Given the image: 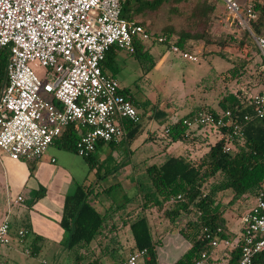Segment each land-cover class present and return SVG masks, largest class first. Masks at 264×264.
Segmentation results:
<instances>
[{
    "label": "built area",
    "instance_id": "2783aa9c",
    "mask_svg": "<svg viewBox=\"0 0 264 264\" xmlns=\"http://www.w3.org/2000/svg\"><path fill=\"white\" fill-rule=\"evenodd\" d=\"M220 1L227 16L248 33L261 58L262 88L247 94V100L253 104L255 116L263 118L264 35L253 29L257 12L251 0ZM124 2L0 0V46L9 49L7 84L0 91V156L38 159L68 125L79 123L87 129L76 143V153L88 157L98 142L119 143L127 133L125 121L139 124L141 117L121 93L119 82L101 68L112 47L132 54L134 39L139 38L166 44L182 59L197 61L195 55L182 51L165 36L152 34L136 21L123 18ZM30 63L46 69L42 78L32 71ZM41 93L49 95V99H43ZM248 119L245 115L244 120ZM182 123L189 130L199 127L231 130L227 134L231 142L223 146L224 153L232 152L233 140L243 135L230 111L219 114L199 111L185 117ZM21 200L17 197L15 203ZM241 223V255L237 264H251L252 258L264 250L263 191L256 196V204L241 217ZM17 234L22 238L24 231ZM202 234L211 251L231 244L228 238H220L221 227L204 228ZM10 241V225L5 219L0 223V245H9ZM146 257L147 251L139 250L129 254L122 264H137ZM195 264H213L210 253H202Z\"/></svg>",
    "mask_w": 264,
    "mask_h": 264
},
{
    "label": "trees",
    "instance_id": "16d2710c",
    "mask_svg": "<svg viewBox=\"0 0 264 264\" xmlns=\"http://www.w3.org/2000/svg\"><path fill=\"white\" fill-rule=\"evenodd\" d=\"M165 1L125 0L121 7V16L128 20H133L137 16H145L138 14L145 8L156 9ZM252 4L253 9L257 12V19L253 22L254 32L264 35V3L252 0ZM216 5L217 1L215 0H194L190 15L194 25L192 30L181 31L175 39L171 29H165L164 32L154 34L165 36L169 42L177 45L182 51H188L189 42L203 41L208 43L212 41L219 46L231 42L239 46H246L248 51L255 50L259 56L255 45L250 41V36L245 31L239 37L231 35L218 41L210 39L209 31ZM137 23L150 32L144 20ZM137 45L135 38L134 47L138 48ZM215 54L222 58L225 57L221 49ZM8 56L9 49L0 46V91L7 84ZM259 59L258 62H253L227 57L226 60L231 64L230 69L216 74L214 87H212L213 85L210 87H216L218 91L217 108L197 109L186 116H192L199 111L214 114L230 111L243 133L242 136H237L233 140L232 152L224 153L222 150L225 144L231 142L227 138V134L231 130L208 128L216 132L217 138L208 147L207 152L198 159H193L189 155L173 154L162 163L152 164L145 169L148 182L140 183L141 213L136 214V217L129 224L133 238V245L129 254L145 249L147 257L144 259V264H158L154 256V242L148 227L146 210L152 208L163 210V216L170 221H175L181 216L192 215L179 230V233L190 242V246L173 264H195L202 253L211 252L210 244L204 238L202 229L214 230L221 227L223 234L220 238H228V235L224 233L223 211L217 193L222 190H230L232 192L231 198L235 200L245 194L257 196L260 191L264 192V117L255 116L254 106L247 100L244 93L255 90L259 86L262 87L260 56ZM103 62L104 60L101 62L102 70ZM253 70H255L254 73H252ZM217 84L221 89L218 88ZM242 85L243 90H241ZM121 93L128 97L136 110L142 107L133 101L127 92L121 91ZM55 105L59 106L56 102ZM245 115L249 117L248 120H244ZM184 118L170 123L164 129L168 144L184 142L189 138L192 130L183 125ZM124 127L128 131L125 137L132 139L138 135L140 123L133 125L125 121ZM86 129L79 123H71L54 139L53 144L62 150L77 154L76 143ZM102 143L98 142L97 145ZM109 144L114 145L113 142ZM92 156L93 153L84 157L85 161L89 162ZM98 172L99 170H97ZM101 178L99 177V179ZM211 180L213 182H211L210 188L205 191L208 182ZM97 186L79 184L64 201L60 226L67 234L66 247L68 249L73 250L74 248L89 246L105 228L106 216L100 214L89 199L94 189L98 188ZM114 188L116 187L110 186L104 191L110 193ZM178 195L181 196V199H176ZM197 212H200V215H197ZM240 255V241H238L237 245L230 249L229 260L226 264H237ZM213 264L216 263L213 262ZM251 264H264V250L252 258Z\"/></svg>",
    "mask_w": 264,
    "mask_h": 264
},
{
    "label": "crops",
    "instance_id": "0c3cea01",
    "mask_svg": "<svg viewBox=\"0 0 264 264\" xmlns=\"http://www.w3.org/2000/svg\"><path fill=\"white\" fill-rule=\"evenodd\" d=\"M145 19H147V15L137 16L133 20L140 22ZM136 42L138 48H135V52L132 54L138 56L139 50L142 48V41L139 38H136ZM166 49L171 52L168 45H166ZM219 50L220 49L215 50L212 48L206 53V55L202 56L205 57L206 60L209 58V61L212 62L210 59H213V54ZM243 52V59L245 60H251L253 62H258L260 60L257 52H255L256 54L254 56H250L245 46H243ZM123 53L127 54L128 52L112 47L104 57L103 71L119 82L122 92H127L128 96L133 101H136L142 106L137 109V112L141 114V122L140 130L136 137L132 139L124 137L119 143H114V145H110L109 143L98 144L95 151L101 150L103 155L99 159L95 158L94 153L89 162H86L84 157H82L84 160L82 162V167H84L85 173L80 177L79 182L74 188H72L73 176H70L65 170L64 165L66 161H58V151L53 148H60L54 144H51L45 154L35 160H13L4 154L0 156V207H2L0 212V223L5 219L9 222L11 238L9 245H0V261H3L5 264H34L33 261H21L22 257L20 256L21 253H19L18 248L21 249L22 256L36 257V259H31L36 261L35 264H42L43 262L46 264H61L62 256H60L58 250L63 251L64 248H67L66 242L68 238L66 232L60 226L66 197L71 195L79 184L84 183L92 185L93 187L98 185L97 187L99 188L100 186L102 187L109 177H115L117 178L116 182L102 188L100 191L95 190L97 189L95 188L93 194L89 196L94 208L100 214L106 216L104 230L90 243L89 246L73 249L76 251L74 257L75 262L73 264H97L95 257L91 256L93 249H95V247L91 248V245L97 242V240H100V238H111L113 240L121 236L119 231V225H121V222L119 216L116 214V210L119 211L123 208V205L129 204V201L136 197L135 201L137 205L133 208V211L134 214L141 213V186L138 181V170L133 167L130 159L112 157L111 154L114 149L122 145H130L145 131L147 126H152V129H154V126L156 125L162 126L164 133L166 126L182 117H186L194 110L217 108L218 93L215 92V87L195 94V96H193L194 102L191 104L188 103L183 110H180V112L179 110L174 109L172 104H170L171 102L165 100V98L157 105L150 107L151 111H146L148 107H145L142 100L133 97L130 91L120 83L119 77L122 76V72L127 64V60H125ZM189 53L198 58L195 63L200 61L201 55H197L195 52ZM217 56L220 57L219 55ZM226 58L227 56L225 55L223 59L226 60ZM161 59L166 65L171 64V59L164 56V54ZM229 69L230 67L226 68L220 66L218 69L212 67L211 70L215 73L214 77L216 78V74H220ZM212 87H214V82ZM261 88L262 87H259L251 92L245 91L244 93L246 96L247 94H254L259 92ZM190 132L189 138L186 141L170 144H168V140L164 135L162 140L165 142V150L167 151L169 149L170 153L174 155H189L193 159L194 156L199 158L201 155H193L189 148L191 147V149H195V146H197L202 150V148L209 143L210 138L213 137L212 135H214L215 140L217 138L215 131H211L205 127L197 128ZM147 139H152V136H148ZM204 153H202V155ZM52 159H54V161H52ZM116 163L118 166L115 165L114 167L113 165ZM102 164H110V168L104 170L105 172L103 173ZM97 170H99L98 173ZM91 173H94V177L89 180V175ZM99 177L102 178L99 179ZM110 186H115L116 188L110 193L105 192L104 189ZM29 195L32 196V201L31 205L27 206V197ZM247 195L248 196L243 195L241 199L243 198V200H246L248 197H251L252 205L247 207L243 214L247 213L255 205L256 201L255 194ZM17 197L22 198L19 203H15ZM231 199L232 198L230 197V200L228 201H231ZM236 202H240V200H237ZM20 206H24L25 208H21ZM155 209L159 215H163V210ZM150 210H153V208ZM129 212H124L126 217L122 223L128 227L132 221L128 220ZM181 217L185 218L186 216ZM239 217H241V214ZM223 221L225 223L224 233L228 235L231 244L228 248L220 245L217 249L210 252L211 258L216 264H226L228 262L230 249L240 241L242 235V223H240L238 228H234L233 231H231L224 218ZM239 222H241L240 218ZM182 226L183 223L178 224V230H180ZM20 230L24 231L22 238H19L17 234ZM43 252H45L44 256L42 255ZM40 255L41 257L38 259ZM47 260L50 262L48 263ZM124 261L125 259H121L118 264H121Z\"/></svg>",
    "mask_w": 264,
    "mask_h": 264
},
{
    "label": "rangeland",
    "instance_id": "374dc122",
    "mask_svg": "<svg viewBox=\"0 0 264 264\" xmlns=\"http://www.w3.org/2000/svg\"><path fill=\"white\" fill-rule=\"evenodd\" d=\"M217 1L214 17L211 20L212 25L209 31L210 39L218 41L225 37L234 35L239 37L242 34V30L235 21L228 18L222 2ZM260 3H264V0H257ZM194 0L176 1L166 0L162 5L156 9H143L138 15H147V19L144 20L146 27L152 34L164 32L165 29H171L173 32V38L178 36L181 31H190L194 28L191 20V8ZM252 3V0H251ZM250 41L252 42L251 38ZM253 43V42H252ZM254 44V43H253ZM188 51L195 52L197 55H201L198 63L190 62L182 59L178 54L169 52L166 49L165 44L152 42L149 40L142 41V48L139 50L138 56L134 54L123 53L127 64L122 72V76L119 77L122 86L126 87L131 95L137 99L142 100L145 107H148L146 111H151L152 106L157 105L161 100L165 98L171 102L174 109L183 110L187 104L194 102L195 94L209 89L214 82V72L212 67L218 69L220 66L226 68L231 67L229 61L218 57L213 54V59L206 60L202 55H206L210 49H221L225 52V55L231 59H243V46H239L235 43L227 42L224 46H219L216 42L204 43L189 42ZM246 47V46H245ZM247 49V48H246ZM248 50V49H247ZM250 56H254L255 50L248 51ZM167 56L171 59V64L166 65L162 62V56ZM215 61V64H214ZM211 62V63H210ZM30 68L39 77L42 78L46 69L40 65L30 63ZM215 71V70H214ZM255 70L252 71L254 73ZM222 85V84H221ZM218 86V84H217ZM260 87V86H259ZM258 87V88H259ZM219 89L221 87L218 86ZM257 88V89H258ZM243 90V85L242 89ZM218 93V91H215ZM251 92V91H248ZM192 95V96H191ZM43 99H49V95L41 93ZM141 117V114H140ZM158 127V128H157ZM154 130V132H153ZM195 130V129H192ZM152 136V139H147L148 136ZM210 138L202 150L195 146V149L189 148L193 155H202L207 152L208 147L215 142V137ZM164 137L162 126H147L145 131L130 145H122L117 147L112 152L111 156L114 158H127L132 162L133 167L138 170V181L140 183L148 182L145 169L151 164H160L172 153L170 150H165V142L162 140ZM58 151V161H66L65 170L70 176H73L72 188L79 182L80 177L85 173L82 162V157L75 155L71 152L63 151L57 148H53ZM94 153L95 158L99 159L102 155L101 150H97ZM173 155V154H172ZM198 159L194 156V159ZM29 165V164H28ZM118 166L117 163L113 166ZM102 173L104 170L110 168V164H102ZM94 177V173L89 175V180ZM115 177H109L102 187L95 189L100 191L102 188L109 186L116 182ZM212 180L208 182L207 191L210 188ZM72 190V189H71ZM248 196L247 194H245ZM218 199L221 201V209L223 211V218L227 223L229 230L233 231L234 228L240 226L239 218L244 215V210L252 205V198L243 200L241 197L238 199H231L232 192L230 190H222L217 193ZM136 197L129 201V204L123 205V208L119 211L116 210V214L119 216L121 225V236L115 239L100 238L97 242L91 245V248L95 247L92 251V257H95L97 264H118L121 259H126L130 253V248L133 245V238L130 232V228L127 225H123V221L126 217L125 211L128 213V220H133L136 217L134 214L136 203ZM141 200V199H140ZM240 200V202H236ZM1 201V197H0ZM32 196L27 197V206L31 205ZM256 204V201H255ZM25 206V205H24ZM20 206L21 208H25ZM2 207H0V212ZM147 217L148 227L154 242V256L158 264H173L178 260L189 248L190 242L185 239L182 234L179 233L178 224L183 225L188 221L191 216L183 218L179 217L176 222L170 221L162 214H158L157 210L145 211ZM241 214V217H239ZM118 218V217H117ZM117 241V242H115ZM217 249V248H216ZM21 261H33L35 264L36 257H24L22 256L21 249L18 248ZM60 256H62L61 264H73L75 262V250L64 248L63 251L58 250ZM45 252H43V256ZM94 254V255H93ZM41 255L38 257V259ZM49 263L50 261L47 260ZM122 264V263H121ZM137 264H144V259H139Z\"/></svg>",
    "mask_w": 264,
    "mask_h": 264
}]
</instances>
